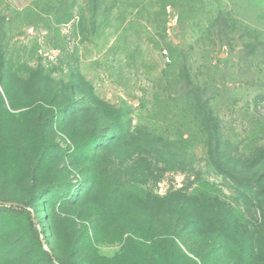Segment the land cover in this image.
Here are the masks:
<instances>
[{
    "label": "rangeland",
    "instance_id": "obj_1",
    "mask_svg": "<svg viewBox=\"0 0 264 264\" xmlns=\"http://www.w3.org/2000/svg\"><path fill=\"white\" fill-rule=\"evenodd\" d=\"M0 201V264H264V0H0Z\"/></svg>",
    "mask_w": 264,
    "mask_h": 264
},
{
    "label": "trees",
    "instance_id": "obj_2",
    "mask_svg": "<svg viewBox=\"0 0 264 264\" xmlns=\"http://www.w3.org/2000/svg\"><path fill=\"white\" fill-rule=\"evenodd\" d=\"M0 205H3V204H0ZM9 207L20 212V213L25 214L28 217L29 221L33 222L32 210L30 207H28L24 204H18V203H16V205H11ZM38 234L40 235L41 233L38 232ZM47 255H48L49 260L54 262V260H55L54 255L51 252H47Z\"/></svg>",
    "mask_w": 264,
    "mask_h": 264
},
{
    "label": "water",
    "instance_id": "obj_3",
    "mask_svg": "<svg viewBox=\"0 0 264 264\" xmlns=\"http://www.w3.org/2000/svg\"><path fill=\"white\" fill-rule=\"evenodd\" d=\"M0 204H3V205H9V206H11V205H16V203H14V202H2V201H0ZM40 240H41V244L43 245V247H44L46 250H48L47 243H46V241L43 239L42 236H40Z\"/></svg>",
    "mask_w": 264,
    "mask_h": 264
},
{
    "label": "built area",
    "instance_id": "obj_4",
    "mask_svg": "<svg viewBox=\"0 0 264 264\" xmlns=\"http://www.w3.org/2000/svg\"><path fill=\"white\" fill-rule=\"evenodd\" d=\"M167 59H168V57H167Z\"/></svg>",
    "mask_w": 264,
    "mask_h": 264
}]
</instances>
